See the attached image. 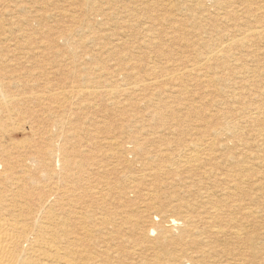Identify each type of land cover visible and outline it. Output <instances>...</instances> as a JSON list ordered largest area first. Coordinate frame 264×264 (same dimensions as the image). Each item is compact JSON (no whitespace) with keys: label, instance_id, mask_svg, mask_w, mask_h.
Instances as JSON below:
<instances>
[{"label":"bare ground","instance_id":"bare-ground-1","mask_svg":"<svg viewBox=\"0 0 264 264\" xmlns=\"http://www.w3.org/2000/svg\"><path fill=\"white\" fill-rule=\"evenodd\" d=\"M238 11L244 14L240 18V23L228 25L231 18L225 16L212 19L215 23L213 27H217L219 23L223 24L226 27L225 32L218 28L216 37L212 40L213 44L198 40L197 44L207 45L197 53L196 60L188 61L185 58L181 60L183 64L170 65L173 66L174 72L163 77L166 81L168 79V82H172L173 93L175 91L181 97L186 88L176 87L179 79L183 82L184 77L191 78L195 74L203 77L211 75V79L207 78L213 85L218 79L224 83L230 82L231 73L226 71H233L236 68L233 65H238L236 60L239 59L241 52L254 45L257 39L264 41V23L253 27L248 24V8L243 5ZM120 12L122 14L130 11ZM259 12L264 14V9ZM117 18L124 22L122 15ZM17 29H20L19 25ZM73 31L77 30L69 31L66 36L65 33L64 35L60 33L61 37L64 36L63 40H70L75 33ZM202 32L205 33L206 30ZM95 36L93 35L91 39L98 38ZM116 40L123 41L120 37ZM146 40L147 43H152V38ZM1 51L2 49H0V264L230 263L231 257L225 255L223 258L213 257L217 252L214 243L227 235H231V239L240 243L243 239L240 234H247L246 229L241 228L243 231L240 232L233 229L231 221L225 222L224 226L227 228L217 225L220 223L218 214L225 211L216 205L213 199H209L215 194L211 188L199 192V199H205V205L211 208L206 216L194 215L190 211L195 204L192 201L185 204L181 202L183 199L181 195H185L188 189L195 186L190 174H198L197 169L206 161L209 162V166H214L211 163L219 157L218 151L227 147L220 143L219 136L237 128L230 123V118L224 119L222 124L217 123L204 135L205 138L191 141L181 147L178 144L169 146L170 144L159 141L157 130L148 132L147 129H142L144 127L139 129L141 126H138V130L134 131L123 122L115 126L113 122L109 128L107 123L105 124L106 118L105 120L101 118L103 123L96 120L97 122H93L94 125L88 128L85 124L89 117L84 119L86 116H82L80 122L78 120L79 125L77 122L74 125L71 118H74L77 112L73 113L72 109L82 103L94 106L96 103L99 105L104 103L106 106L113 104L118 107L117 98L128 96L132 98L138 91L155 89L158 91L157 88L162 83L157 78L160 71L156 70L155 65L146 64L142 66L147 72L145 75L126 79L121 70L110 72L104 62L95 60L92 66L87 68V63L94 61V56L90 57L92 53L90 51L79 53L76 48H71L70 56L67 54L63 58L62 63L68 68L66 75L63 73L65 77H61L63 79L59 76L58 79L54 77L55 81L51 80L53 74L44 71L48 68L54 73L53 65L43 68L42 63L33 59L41 64L37 65L38 67L34 65L36 70L44 72V77H40L41 85H36L37 76L33 75L39 72L26 69L28 75H24L22 71L25 68L20 70L19 66L17 67L22 62L19 58L28 61L26 58L33 56L30 52L11 49L12 54L3 57ZM158 53H162V50ZM226 61L231 62L232 67L227 66ZM58 69L60 68H55L57 71ZM221 72L226 74L218 75ZM213 77L217 79H212ZM115 83L118 85L115 86ZM221 90L223 89L212 88L209 92L217 94ZM229 91L231 92L230 89ZM201 93L203 96L207 95L206 90ZM139 96L137 94V97ZM99 110L101 109L97 111ZM157 110L154 112L155 118L162 113L160 111L159 114ZM262 112L264 109L258 111V114ZM175 113L172 116L175 117ZM114 115L113 112L112 116ZM114 120H117L116 116ZM29 123L33 126L31 131L34 138L32 140L27 137L19 138L18 133L23 134L28 128L24 126ZM81 134H85L84 137ZM213 171L205 168L202 175H210ZM172 173L176 176L170 175ZM163 183L178 186V193L170 197V209L165 212L155 207V204L163 199L155 190ZM231 188L234 186L228 187ZM255 211V214L244 211V218L257 216L258 213ZM259 235L263 236V233ZM247 246L248 252L252 253L251 245L248 243ZM257 260V264H264V253L260 254Z\"/></svg>","mask_w":264,"mask_h":264},{"label":"rangeland","instance_id":"rangeland-1","mask_svg":"<svg viewBox=\"0 0 264 264\" xmlns=\"http://www.w3.org/2000/svg\"><path fill=\"white\" fill-rule=\"evenodd\" d=\"M210 1L0 0V25L2 24L0 26V49H2L1 54L3 57L12 54L11 49L30 52L33 56L26 58L28 61L25 58H19L25 65L20 62L17 67L19 66L18 69L20 70L25 68L22 71L24 75H28L25 72L27 70L39 72L40 74L34 73L33 75V77L37 76L35 77L37 79L36 85H41L42 80L40 79L42 78L40 77H44V72L53 74L50 75L51 80L54 81L59 76V78L65 77L68 68L62 62L63 58L67 54L69 55L71 48H76L79 53L83 51L92 53L90 57L94 56V61H89L87 68L92 66L95 60L100 63L104 62L110 72L121 70L126 79H131V76L145 75L147 72L142 66L146 64L155 65L156 70L160 71L157 78L162 83L157 88L158 91L156 89L155 91H138L140 93L137 92L138 96L140 95L139 97L136 94L132 98H129V96L117 98L118 107L113 104H108V106L104 103L100 104L104 108L97 103L95 104L96 106L82 103L80 104L81 106L78 105L75 106L76 109L74 107L72 109L73 113L77 112V116L74 114L75 117L72 116L74 118H71L74 121V125H76V122L79 125L82 116H86L84 119L89 117V121L85 124L88 128H91L97 122L96 120L101 123L102 119L105 120L106 118L108 120H105V124L107 123L106 125L109 128L113 122V126L120 125L123 122L124 125H128L134 131L144 127L142 129H147L148 132L158 131L159 141L166 142L170 144L169 146L178 144L181 147L191 141L205 138L204 135L214 128L217 123L221 122L222 124L224 119L228 120L227 118H230V123H233L237 128L228 130L219 136L220 143L227 145V147H223L222 150L218 151L219 157L212 160L213 162L211 163L214 166H209V162L206 161L207 163L204 162L197 169L199 171L198 174H190L195 186L188 189L186 194L189 193L190 195H181L183 197L181 202L185 204L192 201L195 204L190 211L194 215L206 216L211 208L205 205V199H199V192L207 188L213 189L215 194L209 199H213L214 203L225 211L222 214H218L220 223H217V225L227 228V226H224L225 222L231 221L230 225L233 226V229H237L240 232L243 231L241 228H245L247 232L245 235L240 234L243 237L240 243L231 239V235H227L214 243L217 247V252L213 254V257L219 258L223 255L231 257L232 260L229 264H257L258 256L264 253V112L258 114V111L264 109V41L257 39L254 45L249 46L245 51L243 50L242 54L239 55V59L236 60L238 65H233L236 67L233 71L224 70V72L231 73L232 80L228 81V83L218 81V79L214 81L215 84L213 85L208 80V78L211 79V75V77H203L195 74L191 78L190 76H188L189 78L184 77L183 82H180V79L178 81L180 86H176L177 88L187 89L184 90L180 97L177 92L174 91L173 93L172 82L164 79L166 75H169L168 73L174 72L173 66L170 65L183 64L184 62H181V60H185V58L188 61H194L197 58V53L203 49L204 45L213 44L212 40L215 39L218 28L225 32L226 27L223 24L216 23L217 27H213L215 23L212 19L215 17L225 16L231 18L228 25L240 23V18L244 14H241L238 8L244 5L249 11L247 14L248 24L254 27L264 23V14L259 12L264 9V0ZM120 11L130 12H122L120 14ZM121 15L124 22H121V18H117ZM234 17H236V20H234ZM103 21L107 23L105 22L104 24ZM119 22L121 23L119 24ZM18 25L20 29H17ZM199 26L201 27L198 29ZM74 29L77 31H73L75 33L70 40H63V37ZM202 30H206V32L203 33ZM60 33L63 35L65 33V35L61 37ZM93 35L98 38L91 39ZM118 37L123 41L116 40ZM149 38H152V43L146 42V39ZM97 39L100 41L99 43ZM198 40H205L207 44H197ZM115 41L117 45H115ZM122 42H124L123 45ZM65 43L70 46L67 47ZM118 43L121 44L118 45ZM161 50L162 53L159 54L158 52ZM33 59L42 63L43 68L53 65L52 70L54 69V73L48 68L44 72L36 70V67L41 66V64H38ZM226 63L227 66L232 67L231 62L226 61ZM21 64L22 66H20ZM219 65L217 64V66ZM56 67L60 69L57 71L55 70ZM244 71H246L245 74H243ZM225 74L221 72L218 75L223 76ZM215 78L217 79V77L212 79ZM117 85L115 83V86ZM261 86L262 88H260ZM212 88L223 90L217 93L218 95L211 94L209 90ZM203 90H206V96L201 95ZM197 94H200L199 96L201 97ZM210 95L212 96L210 97ZM190 107L191 109H189ZM87 108L89 109L88 111ZM99 108L103 111H97ZM91 109L93 110L91 111ZM172 109L174 110L173 113L171 112ZM156 110L159 111V114L162 111V115L158 116V121L156 120L158 118L154 116ZM112 111L115 114L114 116H112ZM45 113L47 112L45 111ZM174 113L175 117L172 116ZM115 116L117 122L114 120ZM181 117H185L186 121ZM177 118H181V120ZM28 125L24 126L28 127V131H23V134L20 132L21 135L18 133L17 136L19 138L27 137L29 140L34 138L33 131H31L33 126L32 124ZM84 135L81 134L82 137ZM205 168L213 169L214 171L210 175L203 176ZM170 175L176 176L175 173ZM230 185L234 186V188L228 189ZM155 191L161 196V199L163 198L161 202L155 204V207L162 212L169 210L170 197L178 193V186L175 187V185L170 186L163 183ZM189 191L192 192L190 193ZM228 209L231 210L228 211ZM254 210H256V214L258 213L257 216L251 215L244 218V211H251L252 214H255ZM176 214L173 213V215ZM242 216L243 218L241 219L240 217ZM261 233H263V236L259 235ZM248 243L251 245L252 253L248 252Z\"/></svg>","mask_w":264,"mask_h":264}]
</instances>
